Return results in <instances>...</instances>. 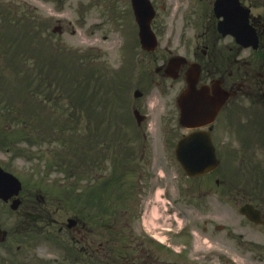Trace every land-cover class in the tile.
Instances as JSON below:
<instances>
[{
	"label": "flooded vegetation",
	"instance_id": "1",
	"mask_svg": "<svg viewBox=\"0 0 264 264\" xmlns=\"http://www.w3.org/2000/svg\"><path fill=\"white\" fill-rule=\"evenodd\" d=\"M190 1L192 8L180 18L176 45L168 47L166 52L187 59L179 67V90L186 89L187 72L197 64L200 69L197 87L207 86L210 96L217 100L226 98L216 122L206 129L211 133L217 153L226 155L228 160L234 148L228 139L229 130L236 120L241 121L242 138L236 145L247 156L242 165L241 183L234 184L229 179H195L188 181L184 189L180 180L170 179V171L183 169L168 154L171 142L168 132L179 133L168 122L165 136L161 135L165 137L162 146L151 149V157L136 166L133 173L119 175L123 187L127 183L134 185L129 193L136 194L138 203L130 211L114 213L112 221L100 217L96 238L88 228L86 203L74 215L75 220L69 227L71 214L65 216L62 203H51L50 208L45 196L29 195L30 189L23 181L19 196L8 201L0 198V264H230L216 251L208 257L197 249L194 259L186 258L187 249L189 252L193 249L189 242H183L189 239L190 233L197 232L194 220L189 218L193 211L185 203L196 208V215H202L205 224L202 231L210 232V240L218 242L216 235L224 232L229 238L237 237L235 242L242 252H264V179L250 178V170L259 169L258 155L264 152V20L254 13L253 7V1L260 0H240L252 8L250 21L259 35L257 48H244L232 36L219 32V19L213 11L216 0ZM145 151L142 150V161ZM1 165L14 173L10 167ZM224 176L227 177L226 173ZM166 201L171 205L166 207V217L159 213L153 219V203ZM216 201L234 202L236 206L252 203L261 211L260 218L254 222L246 215L237 214L234 222L227 224L229 227L214 224L207 217L210 220L217 217ZM42 207L51 211H42ZM178 219L190 221L191 229L182 231Z\"/></svg>",
	"mask_w": 264,
	"mask_h": 264
},
{
	"label": "rangeland",
	"instance_id": "2",
	"mask_svg": "<svg viewBox=\"0 0 264 264\" xmlns=\"http://www.w3.org/2000/svg\"><path fill=\"white\" fill-rule=\"evenodd\" d=\"M157 4L160 8L162 5H172L173 8L177 5L183 6L178 0H158ZM263 11L264 8L261 7L256 12ZM172 17L173 13L161 9L155 21L157 26L164 22L167 32L160 30L164 35L178 26V21H173ZM57 25H61V33L53 32ZM2 26L0 32L6 35L12 34L17 38L14 42H7L0 37V107L5 105L7 110L13 111L15 116L18 115L19 120L12 123L0 120V155L16 160L10 165L11 169L17 170L16 165L23 167L26 171L25 184L30 189L29 195L37 193L45 195L46 204L49 203L51 208V203L57 205L60 201L58 195L62 196L61 188L57 185L53 186L51 179L57 175L61 177L57 182L66 179L77 181L75 178H67L62 171L54 169L52 164L56 163L58 157L68 164L77 166L78 170L86 178L88 176L92 182L97 180L96 173L100 169L96 166L87 169V166L83 165L86 163L83 161L85 158L81 159V156H78V150L84 148L83 144L89 138V128L94 129L98 136L104 134V137L113 139L118 125L110 127L108 118H112L115 122L122 117H128L129 120L122 125L124 130L136 131V121L131 118L133 114L131 91L134 89L131 88L129 91L130 86L122 87L121 82L130 80L139 70L136 57L138 61L144 58L137 45L138 39L135 38L138 27L134 23L130 0H0V28ZM164 42L165 39L162 38V45ZM16 45L19 47L18 52L20 54L24 52L27 57L26 76L21 73L23 61L13 66V62L11 64L7 56L3 55L5 51V54L11 55V50L17 48ZM32 49L40 50L32 52ZM41 49L47 50L46 56L51 59L50 64L35 62L38 55L41 58ZM159 56V53L147 56L146 66L143 64V73L156 79L160 78L155 69L162 60L153 62ZM31 60L32 63L28 64ZM21 78L23 82L20 84ZM164 83L168 84L166 81ZM35 92L43 94H35ZM24 98L36 99L37 114L44 106L42 112L46 113L45 119L33 116L35 108L25 103ZM46 98L52 101L45 104ZM164 100L166 105L158 103L153 98L145 104L144 113H148L149 118L140 131L148 134L149 145L155 139L157 127L161 117L164 116V108L168 110L167 113L172 111V98L164 97ZM53 101L60 107L54 106ZM87 106H93V110L97 113L91 114ZM4 112L11 116L6 110ZM22 116L38 126V131L35 129L31 133L25 124L22 129L24 119ZM73 117H81V119L75 120ZM59 118L61 120L57 122ZM97 126H100V130ZM75 128H79L78 135L72 133ZM41 132L44 135L40 139ZM137 133L139 134L138 131ZM33 135L39 137L35 143L30 142ZM71 139H73L72 145H70ZM231 139L233 141V135ZM235 139L234 136V141ZM140 141L138 136L137 144ZM37 144H39L38 148ZM114 144L115 142L113 143L115 148ZM243 157V153L240 158L235 157V166L240 164ZM34 175V180L37 182L33 181ZM106 187L113 191L112 186ZM130 204L133 202L119 201L117 194H113L109 203L104 205L107 207L106 211L111 212L120 205ZM214 204V214L217 217L213 220L207 217L213 223L228 224L238 217L232 204L219 201ZM70 207L71 205L67 206ZM154 207L164 215L165 207L162 203L155 202ZM44 210L50 211L42 207V211ZM189 218L194 220V230L197 234L190 233L189 239L183 242V244L189 242L193 249V252L187 249L186 258L194 259L197 249L205 253L213 248L217 251L222 248L221 251H228L234 255L232 257L236 258L237 264H264V253L263 256H259L262 262H254L258 259L257 251L242 252L241 248L235 245L237 237L229 238L223 232L216 235L220 241L210 240V232L202 231L205 224L200 213L196 215L193 212ZM99 220L97 210L89 208L88 224L94 229L95 236H97ZM178 221L180 223L182 219Z\"/></svg>",
	"mask_w": 264,
	"mask_h": 264
},
{
	"label": "water",
	"instance_id": "3",
	"mask_svg": "<svg viewBox=\"0 0 264 264\" xmlns=\"http://www.w3.org/2000/svg\"><path fill=\"white\" fill-rule=\"evenodd\" d=\"M134 5H135V9H136V13L139 19V23L141 26V35L143 37V40L146 43V46L148 48H152L155 44L154 40V35L150 29V22H151V18H150V14H149V2L148 0H134ZM217 11L220 14L224 15V22L221 23L220 25V29L227 33H232L236 36H238L240 39L241 38H245L247 36V32L246 26H241V22L242 21H247L246 16L244 17L243 15L240 14L239 8H238V3L237 0H225L224 2H221L218 6ZM153 14V12H152ZM194 105V104H192ZM196 108V106H194L192 108V110ZM188 111H190L188 109ZM187 115H190V113H188ZM190 143V145H194L195 141L193 139L188 140L185 145L187 143ZM180 159L183 161H190L192 158V155H188L186 158L183 157V154H180ZM213 164V162L206 164L205 166H203V168H207L209 166H211ZM197 172H201L197 171Z\"/></svg>",
	"mask_w": 264,
	"mask_h": 264
},
{
	"label": "trees",
	"instance_id": "4",
	"mask_svg": "<svg viewBox=\"0 0 264 264\" xmlns=\"http://www.w3.org/2000/svg\"><path fill=\"white\" fill-rule=\"evenodd\" d=\"M8 36L15 38V36L12 35V34H8ZM15 39H16V38H15ZM39 50H40V49H39ZM39 50H37V49H32L31 51H32V52H36V51H39ZM39 60H41V59L39 58V55H38V56H37V59H35V62H38ZM16 61H17V62L23 61V65H24V67H25V66L27 67V57L25 56V53H24V52L21 53V54H20V52H18V55H17V57H16ZM30 63H32V60L29 61L28 64H30ZM42 63H44L45 65L48 64V63L45 62V61H42ZM13 66H17V65L13 64Z\"/></svg>",
	"mask_w": 264,
	"mask_h": 264
},
{
	"label": "bare ground",
	"instance_id": "5",
	"mask_svg": "<svg viewBox=\"0 0 264 264\" xmlns=\"http://www.w3.org/2000/svg\"><path fill=\"white\" fill-rule=\"evenodd\" d=\"M152 215H153L154 217H157V216L159 215V210H158V208H154V209H153ZM150 222H151L152 224H155V223L153 222V220H150Z\"/></svg>",
	"mask_w": 264,
	"mask_h": 264
}]
</instances>
